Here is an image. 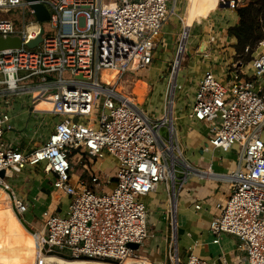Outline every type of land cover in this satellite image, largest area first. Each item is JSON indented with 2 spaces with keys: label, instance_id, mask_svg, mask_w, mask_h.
<instances>
[{
  "label": "built area",
  "instance_id": "1",
  "mask_svg": "<svg viewBox=\"0 0 264 264\" xmlns=\"http://www.w3.org/2000/svg\"><path fill=\"white\" fill-rule=\"evenodd\" d=\"M182 1L189 3L0 0V38L21 41L19 48L0 51L2 183L13 194V207L22 217L32 205L16 191L24 174L37 167L53 176L56 201L71 199L64 214L41 213V227L34 230L40 248L60 254L66 251L64 255L74 259L118 264L127 259H149L140 253L155 237L145 199L161 184L171 190V166L175 181L176 166H185L174 117L178 92L185 95L187 121L209 129L205 150L233 152L237 159L236 169L226 175L230 194L210 225L213 244H220L224 234L235 236L240 241L238 250L249 264H264V39L245 49L251 56L249 62L238 60L236 54L225 55L230 44L223 32L231 34L230 21L221 11H237L239 1L217 0L218 8L198 24L199 30L208 29L209 37L207 43L197 42L194 56L205 59L208 66L196 87L190 79L182 84L176 79L173 100L160 116L151 117L132 101L131 94L116 90L124 76H137L152 66L163 29L177 16ZM37 4L49 12L48 21L38 20L32 8ZM47 26L54 35H46ZM42 27L43 41L29 48ZM215 66H221L222 76ZM112 69L118 71L115 85L101 78L104 70ZM23 96L30 99L31 115L40 116L41 122L51 117L53 125L31 152L21 149L17 141L4 139L5 125L13 119L12 99ZM44 99H51L54 112L36 111ZM7 130L13 131L12 126ZM108 158L115 161L112 176L95 167ZM79 165L84 174L75 180L74 170ZM130 243L141 245V249L128 248ZM171 259L173 264H210L192 253L186 262L178 252ZM242 259L238 258L237 264H243Z\"/></svg>",
  "mask_w": 264,
  "mask_h": 264
},
{
  "label": "crops",
  "instance_id": "2",
  "mask_svg": "<svg viewBox=\"0 0 264 264\" xmlns=\"http://www.w3.org/2000/svg\"><path fill=\"white\" fill-rule=\"evenodd\" d=\"M214 1L216 0H189L185 9L186 16L184 19V26L186 32L188 33L189 28H191L190 43H188L186 51L184 46L188 40V34L186 33L187 36H184L186 34L182 36V52H186L185 55L187 60L184 56V61L187 63L183 71H179V68L174 67L175 69L172 74L176 76L177 80L179 75L182 74V80L187 81L190 79L195 84L194 87H196L198 82L202 79L204 70L208 66L205 59L201 60L200 56H194L197 42H200V44L207 43L209 37L208 29L201 28L199 30L197 21L199 20V22H201L202 19L207 18V16L214 11H209V8L215 4ZM183 2L185 1L179 3V7ZM221 13L228 16L230 28L238 24L239 19L237 11L222 10ZM198 31H200V33H197ZM195 33L196 35H193ZM163 36L164 33L162 32L161 37ZM223 36H226L225 40L227 39V42L230 44L229 47H226V51L228 52L230 49L232 51V47L236 45V38L232 34H229V30L223 32ZM198 37L202 38V40L198 41ZM232 53L233 55H229V57L235 56V49H233ZM179 58L177 57L175 64L180 67L179 61H181L182 57L180 60ZM220 59L222 58L220 57ZM223 59L225 58L223 57ZM215 68L218 74L222 76L223 72L221 66H215ZM138 77L141 76L129 75L126 77V80H134ZM136 86L139 90L144 92L142 94L144 95L143 97L146 98L151 88L149 81L147 79H144V81L137 80ZM193 91L194 88L192 89V92ZM142 103L140 105H143ZM30 109V106L23 108V113L17 117L20 119V122H17L12 128L19 126L24 116H26V118L29 116V119L27 122L25 121L23 123L22 129L18 132L15 139L8 140L10 142L17 141L16 143L21 149H26L29 152L42 144H38L36 141L33 142L31 138L36 135L38 129L41 130L43 124L47 127L53 126L49 117L41 122L39 120L40 116L36 118L37 116L31 115ZM174 117L176 119L178 142L179 140H183L184 142L182 160L185 165L179 166V173H177L178 176L175 183L177 203L174 207L172 189H168L166 184H161L156 192L149 194L145 199V203L149 210V225L150 227L166 231L169 225L170 214L172 220L171 225L173 227L172 213L175 211L176 228L178 232L177 250L180 258L187 259L192 253L201 259L209 261L210 264H223L224 260L226 261L224 264H237L238 258H242L238 250L240 246L238 238L224 234L220 244H213L215 236L210 231L211 222L221 213L219 206L225 203L230 194L229 183L226 180L217 178L216 175H227L235 170L237 167L236 156L233 152L226 153L218 150H205L208 143L209 129L206 125L187 121L184 106L180 107L178 111L175 107ZM9 135L11 136V134ZM28 136L30 137L29 140ZM44 138H46V134L43 135L41 142H43ZM105 162L106 161L97 162L95 163V167L101 174L112 176L114 167L111 170H103ZM52 181L53 176L47 174L43 167H37L28 171L20 180L18 191H16L17 195L20 197L25 195L32 205L29 212L23 217L29 225L33 224L32 226L39 228V225H41L40 216L45 210H52L61 214L67 212L68 208L64 203L66 198L56 201L52 189ZM113 187L114 182L109 187V190ZM197 205L201 206L200 210L196 209ZM38 223L39 225L37 227L36 225ZM162 244L164 251H167L168 241L166 238H164Z\"/></svg>",
  "mask_w": 264,
  "mask_h": 264
},
{
  "label": "rangeland",
  "instance_id": "3",
  "mask_svg": "<svg viewBox=\"0 0 264 264\" xmlns=\"http://www.w3.org/2000/svg\"><path fill=\"white\" fill-rule=\"evenodd\" d=\"M187 4H188V2L185 1L182 3V5L180 7L178 6L177 16H174L168 22L166 27L163 29L164 36L162 37V40L159 43L158 48L154 53V62L152 64V66L147 70H141L138 73V75L141 77H138L134 80L128 81V79L126 80L127 76H124L125 80L122 83L123 92L131 94L133 96V98H135V101L138 102L139 104H141L145 100L142 103L143 104L142 106H143L144 110H146L151 117L160 116L165 111L166 104H169V98H168L169 93H168V91L170 90L171 76H172V73L174 71L175 62L177 59L176 57H177L178 51L180 49V44L182 42V36L184 33V27H185L184 26V19L186 16V10L185 9H186ZM27 18L29 20H33V18L30 17L29 15L27 16ZM199 23L200 22L198 20L197 24H199ZM46 32H47L46 35H54V33H52L50 31L48 26L46 27ZM197 33H200V31H198ZM193 35H196V33ZM225 38H226V36H225ZM197 39H198V41L202 40V38H200V37H198ZM189 43H190V39H189ZM173 48H174V51H173ZM232 48L235 49V47H232ZM233 49H232V51L230 49L228 52H226L227 58L229 57V55H233V53H232ZM235 51H236V49H235ZM184 56L186 57V55L183 53L182 58H184V59H181L179 71L180 70L183 71L184 67H186L187 62L184 61L185 60ZM186 60H187V57H186ZM105 71H107L106 73H104L106 76H110L113 79L116 77V72H109L108 70H105ZM182 77H183V75L180 74L179 78H178V83H180V84L184 83V81L182 80ZM130 79H132V78H130ZM144 79H147L149 81V85L151 86L150 91L148 92L149 94H147L146 98L143 97L144 95L142 93H144V92L139 90L136 86L137 80L144 81ZM186 89L188 90L189 86H186ZM1 101H3V100H1ZM12 101L14 102V104H13L12 110L10 112V116L13 115V119L10 123L5 125V137H4L5 140L15 139V137L18 135V132L22 129L23 123L25 121L27 122L29 119V116L27 118H26V116H24L22 118L23 119L22 123L19 126H17L16 128H12L13 131H9V130L7 131V128L9 125L14 127L17 122H20V119H18L17 117L23 113L24 107H28L30 99L28 98V96H25V97L23 96V97H15L14 99H12ZM175 101H176V109L178 111L180 109V107H183L185 105L184 93H178L177 92ZM93 116L97 117V113L95 111L93 112ZM183 116H184V114H183ZM50 119H51V117H50ZM36 128H38V127H36ZM41 128H42L41 130L38 129V132H36V135L34 137H31L32 141L33 142L36 141V142H38V144L42 143L41 140H42L44 134H46V137L48 136V133H49L51 127L44 126V124H43L41 126ZM39 130H40V132H39ZM161 133L164 136V138L166 140H168V132L166 131V129H163L161 131ZM9 134H11V136ZM29 138L30 137L28 136V140H29ZM183 144H184L183 140H181V141L179 140V145H180L181 151L184 150ZM43 164H45V163H43ZM114 166H115V161L112 158H108V160H106V162H105L103 170L104 169H105V171L108 169L111 170ZM176 170L179 171V166H176ZM74 171H75V174H74L75 180L78 179L79 176L84 174V171H83V168L81 165L76 166ZM23 191H24V189H23ZM70 200H71L70 198H66V200H64L65 205H68L70 203ZM3 212H4V208H3L2 204L0 203V218L3 216ZM5 214L7 215V213H4V215ZM3 220L4 219H2V218L0 219V224L3 223ZM171 223H172V220H171V214H170L169 225H168V228L166 231L150 227V231L155 235V237H154V239L149 240L146 243V245H144L142 247L140 253L143 257L149 258L153 264H163V263L164 264H173L172 259H171V255H174L175 252L177 253L178 248H176L177 244H176L175 239H174V232H173V227H172ZM32 225H30V226L33 228V230H35L36 227L32 226ZM38 225H39V223L36 226L38 227ZM39 226L41 227V225H39ZM10 235L13 237L12 233ZM164 238H166L168 241L167 251L166 250L164 251L163 244H162V241H164ZM13 241H14V239H12V242ZM0 243L3 245L2 247L4 249L9 250V251L13 250L12 248L15 247L14 245H12L13 243L11 244L12 247L10 246L11 241H10V243H9V241L6 243L3 240ZM61 252L64 254H68V252H66V251H61ZM240 256L242 258L246 257V255H244L243 253H240ZM181 260L186 262L187 259L181 258Z\"/></svg>",
  "mask_w": 264,
  "mask_h": 264
},
{
  "label": "bare ground",
  "instance_id": "4",
  "mask_svg": "<svg viewBox=\"0 0 264 264\" xmlns=\"http://www.w3.org/2000/svg\"><path fill=\"white\" fill-rule=\"evenodd\" d=\"M214 2L215 4L209 8V11L215 10L217 8L218 1L216 0ZM184 36H187V34ZM175 68H179V65L175 64ZM108 71L116 72V77L113 79L110 76H106L104 73H106L107 71L104 70L102 72L101 78L103 82L109 85H115L118 81V71L116 69H112ZM175 81H176V76H173L172 74L171 82H170L171 89L168 96L169 103L172 102L171 100H173L174 97L173 94H174ZM123 82L124 81L116 85L117 91L123 92V88H122ZM132 101L136 102L135 99L133 98ZM136 103L138 104V102ZM36 111L47 112V113L54 112L51 99L41 100L39 104H37L36 106ZM178 150L179 149L176 147L177 154H178ZM171 177L174 179L172 172H171ZM221 179L226 180L227 179L226 175H222ZM2 181L3 180L0 178V203L4 208L3 216L1 217L4 220L3 223L0 224V239H1L0 242L4 240L6 243L8 241L10 243L11 241L10 246L12 247V245H14L15 247L12 248L13 250L9 251L4 249L2 247L3 245L0 243V264H118L107 260L66 259L56 254H51L49 251H47L48 250L47 247H45L44 249L40 248L38 235L35 234V232H31L23 225L22 221L18 216V212L13 207L14 199L11 197L7 187L3 185ZM4 213H7V215L6 214L4 215ZM11 233L13 234V237L10 235ZM12 239H14L13 242ZM150 262L151 261H149V259H144V258L139 261L127 259L120 264H151Z\"/></svg>",
  "mask_w": 264,
  "mask_h": 264
},
{
  "label": "trees",
  "instance_id": "5",
  "mask_svg": "<svg viewBox=\"0 0 264 264\" xmlns=\"http://www.w3.org/2000/svg\"><path fill=\"white\" fill-rule=\"evenodd\" d=\"M238 24L230 28V33L236 38V56L238 60L249 62L250 54H245L246 48H254L264 39V0H238Z\"/></svg>",
  "mask_w": 264,
  "mask_h": 264
},
{
  "label": "water",
  "instance_id": "6",
  "mask_svg": "<svg viewBox=\"0 0 264 264\" xmlns=\"http://www.w3.org/2000/svg\"><path fill=\"white\" fill-rule=\"evenodd\" d=\"M27 1H36V0H27ZM32 8H33V10L35 11V13H36V16H37V18H38V20L39 21H41V22H46V21H48L49 20V12L47 11V9L43 6V5H40V4H37V5H33L32 6ZM187 32L185 31L184 32V34H186ZM43 34H44V28L42 27V29H41V33H40V35L38 36V38L37 39H35V40H33V41H31L27 46L29 47V48H36V47H38L39 46V44L43 41ZM188 34V33H187ZM187 38H188V36H187ZM183 41V40H182ZM21 46V41L18 39V38H16V39H1L0 38V51L1 50H5V49H14V48H19ZM186 46V45H185ZM185 46H184V48H185ZM183 53H184V51L182 52V42H181V44H180V49H179V51H178V55H177V57L179 58H181L182 57V55H183ZM180 58H179V60H180ZM182 59V58H181ZM179 63H181V61H179ZM171 170H172V173L174 174V176H175V168H174V166L172 165L171 166ZM0 178L2 179V180H4L5 179V171H2V172H0ZM175 183H176V181L173 179V188H172V192H173V206L175 207V205H176V203H177V191H176V187H175ZM9 193H10V195H11V197L13 198V194L10 192V191H8ZM14 209H15V207H14ZM16 210V209H15ZM172 215H173V232H174V239H175V242H176V244H177V242H178V232H177V228H176V220H175V218H176V214H175V211L172 213ZM18 216H19V218H20V220L22 221V223H23V225L28 229V230H30L31 232H34V230L32 229V227L24 220V218L21 216V215H19L18 214ZM128 246V248H130V249H132V250H135V251H138V250H140L141 249V245H138V244H133V243H130V244H128L127 245ZM46 250H47V248H46ZM51 254H56V255H58V256H61V257H63V258H66V259H74V258H72V257H70V256H67V255H64V254H60V253H57V252H50ZM83 259H88V258H83ZM108 261V260H107ZM242 262H243V264H249L248 263V260L246 259V258H243L242 259Z\"/></svg>",
  "mask_w": 264,
  "mask_h": 264
}]
</instances>
